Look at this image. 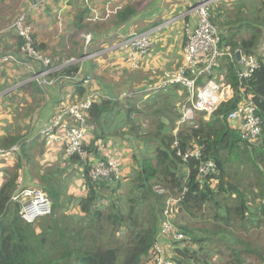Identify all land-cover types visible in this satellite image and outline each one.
Segmentation results:
<instances>
[{
    "label": "trees",
    "instance_id": "1",
    "mask_svg": "<svg viewBox=\"0 0 264 264\" xmlns=\"http://www.w3.org/2000/svg\"><path fill=\"white\" fill-rule=\"evenodd\" d=\"M153 1L127 4L105 21L100 31V22L91 21L87 7L73 29L61 37V51L37 43L31 32L35 49L49 58L52 66H60L71 58L84 57L82 35L97 31L87 54L98 53L121 41L128 32L120 34L119 30ZM228 1L212 5L211 18L219 29L222 53L215 73L224 75L223 83L232 88L234 96L209 120L204 113H197L193 123L178 130L182 107L191 94L180 85L162 87L163 79L152 73L143 72L145 82L139 90L117 95L116 87L99 89L105 78L111 83L116 78L103 73L94 59L52 74L48 79L54 83L45 88L36 81L24 86L36 104L31 98L25 101L23 110L14 112L10 129L0 136V148L20 145L18 153L0 157V165H4L0 171V264H154L152 250L167 213L174 232L183 236L163 238L167 256L174 263L264 264V58L258 55L264 39V0L255 1L259 6L249 4V0L224 3ZM1 11L2 7L0 56L17 52L18 62L13 64L28 72L22 65L30 61L22 53L26 41L13 27L24 13L17 4L6 7L5 15ZM67 40L71 42L69 48ZM238 51L259 59V68L250 78L239 76L242 66L237 61ZM7 67L9 64L3 63L2 72ZM72 73H79L78 79H66ZM87 76L91 78L89 84L85 83ZM54 89L62 91L59 100L50 98ZM91 92L97 96L87 112L85 157L67 155L64 144H49L60 147L59 161L42 163L47 142L35 133L49 125L66 98L68 103L76 102L75 98L85 101ZM138 92H142L139 96L151 94L142 110L137 103L130 104L131 97L125 100L129 106L121 101L124 98L119 100L123 94ZM231 94V90L225 91L226 97ZM46 95L50 100L45 113L39 115L37 109ZM244 104L253 105L262 121L256 139L246 138L228 118ZM34 113H38V121ZM133 115H143L144 119L135 124ZM143 124L150 132L142 131ZM103 141H109L104 153L100 146ZM124 144L127 147L120 148ZM114 148L116 154L124 156L121 170L128 171L117 180H93L90 171L98 162L112 159L107 156L115 155ZM195 149L202 152L199 160L185 161L178 155ZM209 161L216 169L201 177V167ZM74 174L82 178L84 192L79 198L69 194L65 184ZM21 177L23 188H39L52 200L51 215L31 224L23 219V204L12 201Z\"/></svg>",
    "mask_w": 264,
    "mask_h": 264
},
{
    "label": "built area",
    "instance_id": "2",
    "mask_svg": "<svg viewBox=\"0 0 264 264\" xmlns=\"http://www.w3.org/2000/svg\"><path fill=\"white\" fill-rule=\"evenodd\" d=\"M134 0H107L104 7V18L99 16L100 11L95 9L94 20H107L115 17L126 4ZM221 0H197L187 4L185 13L181 18H192L191 24L186 26L187 39L184 46V62L177 69L166 71L163 74V86L180 85L187 88L191 94L188 102L182 107L181 118L177 123L178 130L188 123H193L197 113H204L205 119L217 112L222 103L230 101L234 93L230 86L223 83L224 75H217L215 68L219 58L222 56L220 50V34L218 27L212 22L211 6L219 3ZM38 7V4H35ZM13 27L18 33L24 37L26 43L22 47V53L30 58L29 63H24V67L34 73L32 81H36L42 88L52 85L54 81H49V76L58 73L72 65L83 64L84 61H90L97 58L101 53L86 54L80 59L72 58L63 65L52 66L49 58L37 52L34 41L31 37L33 29L27 24V15L22 14ZM153 31L142 33H131L125 39L119 42L113 50H121L124 58V71H140L143 69L145 57L150 53L154 46ZM92 35L84 36V44L86 49L92 42ZM1 44V40H0ZM16 54H6L0 56V81L2 64L17 63ZM237 57V53H236ZM39 65V70L33 69L31 62ZM237 61L242 66L239 72L241 79L250 78L254 71L259 68V59L256 56H245L241 53L240 60ZM33 70V71H32ZM158 71H153L157 74ZM79 75V73H78ZM76 73L67 76L66 79H78ZM202 81L203 86L199 83ZM91 78L86 77V84H89ZM231 90L229 97L225 96L226 90ZM97 94H90L85 101H78L70 106H63L50 119L49 125L41 132V136L48 142L65 145L66 153L69 156L85 157L83 143L87 132V112L93 106V100ZM229 120L237 124L239 129L244 133L246 138L256 139L261 133L262 121L256 114V108L253 105H241L236 111L230 113ZM73 124L69 125V121ZM178 146V142L175 143ZM20 145H15L10 149H0V157L7 156L12 153H18ZM178 155L184 160L201 159L202 152L200 149L188 151L186 153L179 152ZM216 165L213 161H209L201 167V177H206L214 172ZM122 175L120 165L114 159L108 161H100L90 171V176L95 181L103 179L112 180L119 179ZM23 177L20 178V187L13 195V202L23 204L22 217L27 223H34L36 220L51 215L53 210L52 200L39 188H23ZM170 214L167 213V220L163 222L158 240L152 250L154 264H176L168 256L164 248L163 238L165 235H172L175 239H182L183 236L174 232L169 222Z\"/></svg>",
    "mask_w": 264,
    "mask_h": 264
},
{
    "label": "crops",
    "instance_id": "3",
    "mask_svg": "<svg viewBox=\"0 0 264 264\" xmlns=\"http://www.w3.org/2000/svg\"><path fill=\"white\" fill-rule=\"evenodd\" d=\"M196 1L197 0H173V2L175 3L173 7L178 6V4L176 3H180L181 4L180 8L182 9L181 13L179 12L176 18H174V21L183 20L184 23L185 21H193L192 18H181V16L186 11V4H189L192 2L194 3ZM106 2L107 0H0V7H2L1 14L5 15L6 7L8 6L14 7L17 4L19 9L21 8V12L27 15V24L32 27L36 42L45 43V44H48V46L54 48L60 45L61 37L73 29L74 23L77 21V17L80 15V13H82L84 10H87L88 8L91 11L90 12L91 21L100 22V24L98 25V27L100 28H97V30L100 31L101 29H103L104 26L102 27V25H106L107 22L106 24H103L105 22H103L102 20H99V21L94 20V11H96L95 9H98L99 11H103ZM35 4H38L39 6L36 7ZM173 11L175 10L173 9ZM99 16L102 17L101 14H99ZM157 26H158L157 24L153 25L152 29H155ZM126 27L127 25L124 28L120 29L119 33L122 34V31L124 32L128 31ZM6 28L7 27H4L2 30H5ZM151 30H146L144 32L151 31ZM182 32L183 30H181L180 32V36H181L180 53H181V57L183 56L182 57V63H183L184 62L185 41H184V36H183L184 33L182 34ZM96 33L97 31L94 33L83 34L82 35L83 43H84L85 35L91 34L92 37H94V35H98ZM131 33H136V32H130L129 34ZM129 34L124 35L121 41H123L125 37L128 36ZM12 38H15V37H12ZM7 41L10 42V39L8 36H7ZM121 41H118L111 47L102 50V53L97 58L94 59V61L99 65L103 73L107 75H111L113 77L122 76L123 75L122 71H124V68H125V66L123 67L124 58L121 55L122 51L116 50V49L113 50L114 47ZM68 42L69 40H67V43ZM53 43H55V45ZM70 45H71V42L68 43L67 47L69 48ZM84 49L87 54V49L85 47V44H84ZM12 51H8L7 54H11ZM181 51H183V54ZM12 54L17 55V52H13ZM146 60L147 62H149L150 72L151 70H153L152 69L153 67H157L161 69L160 71L168 70V68H163L159 65H156L157 63L155 61L157 60V57H154V60H155L154 61L152 54L150 55V53L145 57L144 63ZM165 62L168 63V61H165ZM144 63L142 66H144ZM31 65L33 66V69H35L36 67V69L39 70L40 68L39 65L33 61L31 62ZM32 78H33V75L29 73V71L27 72L25 69L15 66L14 64H11V63L9 64V67L5 68V70L1 74L0 104L3 105L4 100L2 101V98H4L7 95H10L9 97L15 96L18 99L12 105L11 103H7L8 105H11V106L9 107L7 105V107L9 108L6 110L8 112L13 111L11 114L8 115V112L4 111L6 113L5 117L8 118L10 125L14 123L13 120L16 117V115H14V112H16L17 109H19V111L21 112L23 110L22 107H24V102L29 100V98H31L33 101V97H31L30 91L24 89L25 85L33 82ZM17 90H19L18 94H16V92H18ZM13 94H16V95H13ZM43 98L48 101V95H46V97L43 96ZM43 102L44 100H42V103H41L42 105L40 106V108L37 109L38 112L40 111L39 115L40 114L42 115L45 113L46 105H44ZM33 104L35 105L36 103L33 101ZM39 115L38 113H34V118L36 119V121H38ZM9 126L7 128H9ZM43 129H40L37 133H35V136H38V135L41 136L40 132ZM5 132L6 131L0 132V136H2ZM46 142H47V147L50 149L47 148L45 155L43 157V161H49V160H51L52 162L59 161L60 157L58 156H59V150H61L60 147L59 146L50 147L49 144L52 145L53 143H50L47 140ZM1 149H5V148L1 147ZM3 168H4V165H0V171L3 170ZM31 188H36V187H31Z\"/></svg>",
    "mask_w": 264,
    "mask_h": 264
},
{
    "label": "rangeland",
    "instance_id": "4",
    "mask_svg": "<svg viewBox=\"0 0 264 264\" xmlns=\"http://www.w3.org/2000/svg\"><path fill=\"white\" fill-rule=\"evenodd\" d=\"M230 1L224 2V3L229 4ZM255 1L256 0H249L248 3L249 4H251V3L257 4V6H259L258 2H255ZM136 2H137V0H134L130 3H136ZM176 4H178V6L173 7V5H175L173 0H154L152 5L148 6L147 8L142 7L141 10H143V12L141 14H139L135 19L130 21L126 27L128 30L127 32L129 34L130 32L142 33L146 30H151V27H153L154 24L158 25L155 29L151 30V31L154 30V33L152 35L153 40H154V46L152 47V49L150 51V55L152 54L153 60H154V57H157V60L156 61L154 60L157 63L156 65H159L163 68H168L167 71L175 70L179 66H181L183 56L181 57V53H180V49H181L180 32H181V30H183L182 34L184 33L183 34L184 41L186 42V39H187L186 26H187V24H191V21H185V23L183 22V20L174 21V18H176V16L179 14V12L181 13V11H182V9L180 8L181 4L180 3H176ZM186 7H187V4H186ZM173 9L175 11H173ZM100 14L102 16L101 18H104V10L100 11ZM113 18H110L107 20H102V21L103 22L109 21ZM103 26L104 25H102V27ZM122 33H123V31H122ZM68 43H67V45H68ZM53 44L55 45V43H53ZM51 46H53V45H51ZM56 48L59 51H61V45H59ZM181 52L183 54V51H181ZM258 55H261L264 58V39L262 40V43L259 47V54ZM165 61H168V63ZM149 69H150V65H149V62H147V60H146L142 70H140V71L135 70V71H131L130 73L122 71L123 75L120 78L115 77L116 80L113 83H111V81L109 79L105 78V80L103 82L104 84H102V85L98 84L99 89H102L103 91H105L107 86L116 87L117 95L121 94L124 91L129 93L130 90H139L142 87L143 82H145V78L143 76L145 73H143V72H148L149 74L152 73V70L150 72ZM152 69H153V71H158L157 74L152 73V75L155 76V78L161 79V81H162L163 74L166 71H160L161 69H159L157 67H153ZM129 76H131V78L127 80V78H129ZM136 77H139L138 78L139 81H136V79L135 80L133 79ZM69 90H70V88L68 87L67 91H69ZM17 91L18 92H16V94L19 93V90H17ZM52 91L54 92V94H53V96H51V98L54 101L56 99L59 100L62 97V91H59V89H54ZM21 92H23V91H21ZM127 93L123 94L119 98V100L124 98L121 101H125L127 99L126 97H131L130 98V100H131L130 104L137 103L138 110L143 109V106L148 103L147 99L151 95L150 94L147 96L146 95L139 96L140 94H142V92H138L136 94L133 93L131 95L127 94ZM16 94H13V95H16ZM91 94L96 95V93H92V92H91ZM106 94H108V93H106ZM9 96L10 95H7L4 98H2V101L4 100L3 105L0 104V132L7 131V129H9L7 127L10 125L8 118L5 117L6 113L4 111H7L6 109H8L15 101L18 100L17 97H15V96L14 97H9ZM132 99H138L139 102H133ZM49 100L50 99H48V101ZM75 100H76V102H74V103H68L69 100L66 98V101L64 102V104L61 107L70 106V105L77 103L78 99L75 98ZM48 101L44 99L43 104L47 105ZM7 103H11V105H8ZM175 103H177V105L178 104L180 105V103H178V102H175ZM7 105L9 107H7ZM124 105L129 106V102L125 101ZM61 107L59 109H61ZM12 112L13 111L8 112V115L11 114ZM132 119L135 121V124H136L137 121H142L144 119V116L142 115V117H138V115H133ZM68 124L72 125L73 122L70 120ZM142 131L143 132H150V129L148 128V126L146 124H143L142 125ZM86 134H87V132H86ZM108 143H109V141L101 142L100 146H102L101 147L102 153H104V151H106L105 146H107ZM124 146L127 147L126 144H124L120 148H124ZM137 151H139L138 148H137ZM113 153H115V155L110 154L107 157L114 159L115 161H117L121 165V163H123V161H124V156L116 154L117 148L113 149ZM125 153L130 154V152L126 151V150H125ZM127 159H128V156H127ZM122 171L126 172L128 170L126 168H124ZM73 177H74V179L70 178L67 181H65V184L69 188L68 193L71 194L72 196L79 198L78 196L83 194V192H84L83 186L81 185L82 178L78 174H74ZM126 185H127V187H130L131 183L127 182ZM166 251H167V249H166Z\"/></svg>",
    "mask_w": 264,
    "mask_h": 264
},
{
    "label": "water",
    "instance_id": "5",
    "mask_svg": "<svg viewBox=\"0 0 264 264\" xmlns=\"http://www.w3.org/2000/svg\"><path fill=\"white\" fill-rule=\"evenodd\" d=\"M240 57H241V51H238L237 52V59L240 60Z\"/></svg>",
    "mask_w": 264,
    "mask_h": 264
}]
</instances>
